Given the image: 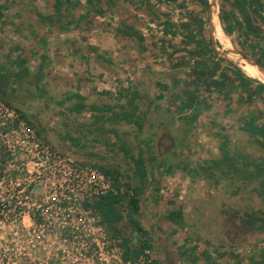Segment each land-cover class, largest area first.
Listing matches in <instances>:
<instances>
[{"label":"crops","instance_id":"0c3cea01","mask_svg":"<svg viewBox=\"0 0 264 264\" xmlns=\"http://www.w3.org/2000/svg\"><path fill=\"white\" fill-rule=\"evenodd\" d=\"M28 1L29 13L25 14L21 25L29 27L28 31H20L19 24L13 22L10 26L6 21L0 22V90L4 91L0 99L15 105L47 141L57 144L59 137L55 132L60 134L59 126L64 128L67 121H80L79 116L85 110L91 111L92 123L115 118H119L115 123L128 122L125 114L131 111L129 101L133 98L137 110L130 120L153 123L154 130L160 132L153 136V131L150 138L143 136L138 154L131 157L134 177L125 175L123 180L121 170L91 164L115 173L119 185L125 184L129 190L141 184L133 159L139 155L145 159V194L147 189L155 190L159 185L176 186L173 176L178 168L179 147L174 133L178 124L184 125V145L191 159L195 153L206 151L203 146L197 148L201 139L195 129L213 125L208 139L217 140L216 154L205 164H198V169L211 174L218 172L213 160L222 156L224 142L232 151L250 157L260 155L254 139L241 125L245 117L251 115L255 116L257 124H264V91L257 94L255 89L264 82L249 76L241 68L242 63L235 64L226 58L224 41L228 36H236L238 45L234 49L247 52V55L239 53V58L264 66L261 64L264 60V0H230L229 11H224L221 0H216L214 13L211 0ZM2 10L0 6V21ZM98 44H103V48ZM115 48L119 50L117 58L113 56ZM96 60L104 66L97 67ZM114 68H121L120 75L126 76V85L120 89L124 91V96L120 95L125 97L124 102L116 105L120 109L88 105L85 98L91 96L83 95L85 89L91 94L101 91L110 97L117 96L116 90L107 86L105 73L115 71ZM146 75L155 78L145 81ZM97 76L104 80L101 85ZM92 80H97L94 83L100 86L92 87ZM130 90L134 93L129 94ZM140 97L147 98L146 108H142L144 102L142 106L138 103ZM225 113L232 114L237 133L246 135L258 149L255 156L235 147V138L225 132L227 125L214 126V116L226 117ZM206 131L210 133V129ZM61 135L78 141L67 133L61 132ZM119 148L130 155L125 147ZM160 158L170 163L165 167L158 165L165 175L164 180L156 181L153 167ZM188 181L184 179L185 186ZM191 199L185 203L191 204ZM167 202L170 203L156 199V206L149 213L164 225L159 231L147 230L151 243L155 235L162 241L159 264H264V254L248 257L245 253L264 246L249 243L229 246L202 239L187 223L185 213L182 214L183 224L168 219L171 211L182 212L181 206L158 212L157 204ZM194 214L196 212L192 211L189 218L193 219Z\"/></svg>","mask_w":264,"mask_h":264},{"label":"rangeland","instance_id":"374dc122","mask_svg":"<svg viewBox=\"0 0 264 264\" xmlns=\"http://www.w3.org/2000/svg\"><path fill=\"white\" fill-rule=\"evenodd\" d=\"M29 2L30 1L28 0H0V6L3 9L0 22L2 23L6 21L8 26L13 23L19 24L18 29L20 31H28L29 27L22 28L21 25L24 24L22 19L24 20L25 14L29 13L27 5ZM226 38L224 45H227V49L224 51L228 60L239 58V53L247 55V52L244 49L240 50L241 48L238 49L237 47L234 49V47L238 45V39L236 36L234 37L231 35ZM98 47L103 48V44H98ZM108 51L110 50L108 49ZM117 51L119 50L116 48L113 49V56L116 58L118 56L116 55L118 54ZM96 61L97 67L104 66V64H98L101 63L99 60ZM117 69L113 72H105L108 77L107 83L109 85L107 86L116 90L117 96L110 97L107 93L105 94L101 91H95L97 93L91 94L88 89H85L83 95L87 94L91 96L90 98L89 96L88 98H85V102H87L88 105H108L113 106L116 109L118 106L117 104H119L120 101L123 100L124 102L125 97H122L124 96V91H121L120 89L123 88L121 86L126 85V76L125 74L122 76L120 75V73H122L120 72L121 68ZM117 71L119 73H117ZM89 77L92 78V76ZM154 78L155 76L153 75H146L144 80L147 81L149 79V81H153ZM97 79H99L100 85L101 82H104V80H100L102 78L99 76H97ZM92 81V87L100 86L99 83H94L95 80ZM118 96H120V98ZM143 102L145 103L144 107L142 106ZM147 102V98L144 99L143 97H140L138 101V103H141L142 108H146ZM11 106L17 108L15 105L11 104ZM90 112V110H85L83 114L79 116L80 121H67L64 123V128L59 126L60 124L55 125L59 126L60 130L59 135L55 132L59 137L58 139L56 138L57 141H55L57 144L51 143L50 140H48V142H50L56 149L58 148L57 150H59L60 147L63 148V151H59L75 162L95 164L106 168H117L121 170L120 172L123 174V180L125 179V175L134 177V170L132 169L134 165L131 157L138 154V149L143 136L145 138L146 136L150 138V136L152 137L153 131H155L153 136L156 132H158L159 135V130H154V127L152 126L153 123L149 122H140V124L143 125V129H141L137 123L133 122L115 123L114 121L107 120L106 122L92 123V119L89 117ZM225 114H227V118L222 115L214 116V126L217 123L227 125L228 127L225 128V132H228L233 138H235V147H239L240 150L242 149L246 151V153L255 156V154L259 152L258 149L255 148L246 135L237 133L238 129H236V124H232L234 119L233 116H231L232 114ZM163 116L164 115H162L161 118H163ZM205 127L204 129L201 127L195 129L197 130L198 137L201 139V142L197 143V148L203 146L208 153H206V151H199L195 153L191 159L190 153L186 150L184 145V125L181 124L180 126V124H178L174 133L179 147V155L177 156L176 162V167L178 168L175 171V176H173L176 186H171L169 188L165 185H155V190L153 188L151 190L147 189L146 194H142L140 198V209L142 212L135 215V219L143 229L148 231H159L160 228L164 227L162 223L163 221H160L157 216L149 215V213H151L152 208L156 206V199L166 200L170 201V203L167 202V204L162 205L157 204L158 212H166V210L172 208L175 209L178 208V206H181L182 214H186L187 223L196 230L197 234L202 239L229 246L244 243L264 246V194L260 193L261 186L258 180L256 179L255 181L249 182L247 180L235 179V176L233 175L234 171L229 174L222 171L221 173L220 171H214V174H211L208 170L198 169V164H205L204 162H207V159H210V157L212 158L215 156L214 154H216L214 148L216 147L217 140L208 139V135L213 133L214 127L213 125L212 127ZM95 128L97 129L95 130ZM208 129H210V133L209 131H206ZM61 132L64 135L67 133L70 136L77 138L78 141L74 142L62 138ZM150 141L152 142V139H150ZM119 147H125L126 150H129L130 155H125L124 151ZM169 163V160H164L163 158H160V160L155 163L153 172L156 173V175H154L156 181L164 180L163 178L165 175V171H161L158 165H163V167H165ZM220 167H224L225 170L227 168L226 165L223 164ZM230 167H233V164L230 165ZM167 179L168 178H166L165 181H167ZM184 179L190 180L187 182L186 186L184 185ZM120 190L123 191L124 194L130 192L125 184L120 185ZM186 191H189L191 195H188L189 193ZM188 198H192L191 201H193L191 204L185 203ZM121 210L123 212V219L117 224V226L122 229V232L117 235L120 236L123 243L124 238L130 239L127 246L135 248L139 245L141 235L136 227L128 220L127 199L122 203ZM192 211L196 212L193 219L188 216ZM248 215H253L258 218L254 225L246 224L244 222V220L248 218ZM152 246L154 251L153 254L157 262L161 256L160 250L162 249V241L159 235L153 236ZM256 249L246 251V256L249 257L254 254H264V248L259 249L258 247ZM157 264H159V262H157Z\"/></svg>","mask_w":264,"mask_h":264},{"label":"built area","instance_id":"2783aa9c","mask_svg":"<svg viewBox=\"0 0 264 264\" xmlns=\"http://www.w3.org/2000/svg\"><path fill=\"white\" fill-rule=\"evenodd\" d=\"M118 194L100 168L57 150L0 99V264H157L153 247L125 258L96 208Z\"/></svg>","mask_w":264,"mask_h":264},{"label":"trees","instance_id":"16d2710c","mask_svg":"<svg viewBox=\"0 0 264 264\" xmlns=\"http://www.w3.org/2000/svg\"><path fill=\"white\" fill-rule=\"evenodd\" d=\"M230 0H221V7L224 11H229L228 5ZM264 65V60L261 62ZM2 79L5 78V75L1 76ZM256 92L257 94H262L264 91V85L257 84L256 85ZM129 94H133L134 91L130 90ZM4 95V91L0 90V97ZM3 99V98H2ZM4 102L9 104L7 101L3 99ZM131 111L126 113L128 122H133L135 120H130V117L136 112V107L133 104V98L129 101ZM84 107V106H82ZM119 118H115L114 121H117ZM138 126L143 129V125L140 122L135 121ZM241 128L244 132H246L252 139H254L257 147L261 151L259 156L250 157L247 154H243L241 152L232 151L229 149L227 142H224L222 145V156L220 158L214 159L213 163L218 172H226L231 173L234 171L233 175L235 178L240 179H257L261 190L260 193L264 194V124H257L256 118L254 115L247 116L242 121ZM134 162L137 167V174L141 179V184L136 188L127 192V194H122L120 191V185L118 176L115 173H112L109 170H105L101 168L103 172L106 174H110L114 179V183L116 188L119 190L118 194L109 193L102 196L98 201H96V208L100 212L102 216V221L106 228L113 234H121L122 229L117 226V224L123 219V212L121 210V205L127 199V216L128 220L136 227L141 235V239L139 241V245L135 248H131L127 246V243L130 241L128 238H124V245H125V258L134 259L139 256L145 249L152 248L151 239L149 237V233L147 230L143 229L138 221L135 219V215H137L140 211V198L141 195L145 192V180L147 178L146 166H145V159L142 155H139L137 158H134ZM226 165V170L224 167H220L221 165ZM233 164V167L230 165ZM224 175V174H223ZM168 219H171L175 223L183 224V217L182 212L179 210L171 211L168 215ZM258 218L253 215H248V218L244 220L246 224L254 225ZM262 227V226H261Z\"/></svg>","mask_w":264,"mask_h":264},{"label":"bare ground","instance_id":"6f19581e","mask_svg":"<svg viewBox=\"0 0 264 264\" xmlns=\"http://www.w3.org/2000/svg\"><path fill=\"white\" fill-rule=\"evenodd\" d=\"M213 4H215V0H211ZM216 10L215 5L212 8V13H214ZM227 40V38H226ZM244 62L242 63V68L245 70V72L249 75L252 76L254 78H257L259 80H261L262 82H264V69L260 68L259 66L251 63V62H245V61H241Z\"/></svg>","mask_w":264,"mask_h":264},{"label":"water","instance_id":"95a60500","mask_svg":"<svg viewBox=\"0 0 264 264\" xmlns=\"http://www.w3.org/2000/svg\"><path fill=\"white\" fill-rule=\"evenodd\" d=\"M211 7L213 8V6L215 5L216 6V0H215V4H213L212 3V1H211ZM247 61V62H251V63H253V64H255V65H257V66H259L260 68H262V69H264V66H261V65H259V64H257L256 62H254V61H251V60H249V59H247V58H237V59H233V60H231V61H233L235 64H240V63H244V62H241V61Z\"/></svg>","mask_w":264,"mask_h":264}]
</instances>
